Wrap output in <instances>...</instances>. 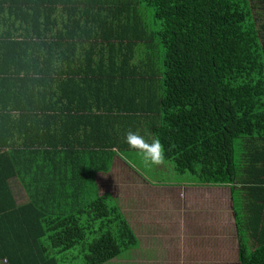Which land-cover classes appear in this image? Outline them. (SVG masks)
I'll return each mask as SVG.
<instances>
[{
  "label": "trees",
  "instance_id": "obj_1",
  "mask_svg": "<svg viewBox=\"0 0 264 264\" xmlns=\"http://www.w3.org/2000/svg\"><path fill=\"white\" fill-rule=\"evenodd\" d=\"M141 3L153 12L152 24L159 27L152 30V24L148 27L139 17L140 48L119 33L112 41L121 47L101 51L135 58L133 72L127 75L131 79L126 80V102L139 105L117 116L118 124L125 137L138 134L137 125L147 124L144 130L162 145V163L172 164L181 174L188 172L190 184L228 186L238 264H264V0ZM62 8L68 10L66 1L0 0V24L12 29L8 37L0 38V58L27 62L0 64V73L38 67L28 63L37 58L91 55V49H79L82 44L76 37L60 31L81 24L77 18L63 17ZM162 53L161 65L155 68L154 59ZM6 99L0 97V107ZM4 109H0V264H61L76 248L79 253L72 259L81 258L79 264H105L132 250L138 240L129 222L114 198L99 195L92 181L96 173L110 171L112 140L107 146L79 141L78 135L90 140L99 130L70 131L63 119L66 129L61 133L56 130L42 140L37 136L19 143L24 126L36 136L33 122L38 115L30 111L24 114L28 122H18ZM121 130L111 128L110 137ZM76 146L85 150H74ZM80 172L92 180H84ZM11 179L25 191V203H16Z\"/></svg>",
  "mask_w": 264,
  "mask_h": 264
},
{
  "label": "crops",
  "instance_id": "obj_2",
  "mask_svg": "<svg viewBox=\"0 0 264 264\" xmlns=\"http://www.w3.org/2000/svg\"><path fill=\"white\" fill-rule=\"evenodd\" d=\"M63 1L68 4V10L62 8L61 15L63 17L68 15L69 20L77 18L81 24L69 26L60 31H66L76 37V43L78 45L82 44L79 49L83 47L89 48L91 49V55L87 53L60 58H37V61H28V63H36L38 67L28 68V71L25 67L10 68L8 73H0V97L7 98L3 102L4 106L0 107V109L7 108L4 110L15 115L18 122H28V118L24 114L30 111L37 113V122L32 121L36 128V136L28 134L27 129L29 127L24 126L21 129L22 123L19 127V130L21 129L19 143L28 142L37 136H41L40 140H42L48 134L54 135L56 130L57 134L61 133L66 129L64 120H68L70 131H73L74 127L79 128V131L81 127H85V130L92 132L95 129L99 130V134L90 137V140L78 135L77 139L79 141L84 140L89 144L96 143L98 146L102 143V145L106 144L107 146L112 140L114 147L108 148L114 153L110 171L107 173H96L94 180L83 172H80L79 175L84 177V180L94 181L99 195L107 193L113 198L112 191L110 189L103 191L99 181L112 179L115 176L116 171L114 169L117 165H119V169L123 167L127 174L132 176V181H136L133 186L131 185L133 190V209L142 214L139 216L136 215V212L134 213L133 226H131L129 219L123 212L121 205H119L138 240L137 245L130 251L135 256L142 258L139 260L141 264H145L147 259L153 262L152 258L154 256H156V260L153 263L157 264L159 262L158 256L165 257L167 254L162 241L167 240L175 230H179L183 234V227L179 228L183 219L163 220L161 217H153L154 215L149 212L153 205L159 206L164 202L172 210L171 197L164 196L162 191H174L179 188L208 189L219 186L180 185L174 181L162 183L163 180L151 182L143 176L137 175L119 157L120 153L141 152L138 149L133 151L126 148L119 149V146L129 144L116 119L117 116L127 112L131 106L139 105L137 103L131 104L133 102H126V95L129 91L126 80L131 79L127 75L130 71L133 72L130 66L135 63V58L101 55V51L104 50L103 48L121 47L119 42L112 41V39L117 40V34L119 33L127 34L129 38L136 42L137 44L133 45V47H141V43H139L141 41L136 39L141 34V24L138 20L139 17L140 19L143 18L140 14L145 7L141 0ZM8 30L12 29L6 24H0V38L2 36L8 37ZM111 34H115L114 36L116 37L113 38ZM121 44H124L123 40ZM114 53L118 52L115 51ZM3 63L9 65L15 63L27 64V62H17L10 58H0V64ZM45 65H53V67H44ZM32 92H40L42 96L40 94L33 97L30 95ZM127 100L129 101V99ZM66 107L69 108V112L62 114L61 111ZM20 108H28L30 110L20 113ZM128 123L131 126L136 124L134 122ZM111 128L118 131L121 130V133L116 132L115 136L111 138ZM145 128H149L145 123L143 126L137 125L138 135L151 144L155 141L154 137L148 130H144ZM72 139L70 136V140ZM51 141H56V138L53 137ZM74 150L81 151L85 149L84 147L76 146ZM67 175L72 174L67 173ZM9 184L16 203L18 205L25 203L27 196L18 181L11 179ZM89 184L91 185V182ZM87 191L92 192V187H89ZM143 200H147L148 204H142ZM141 208H148L147 213H143ZM180 217L182 218V216ZM141 218H143V222H141ZM155 221H160L161 224H155ZM174 222L178 223L179 226L172 230L170 226ZM192 258L198 259L200 256L197 255Z\"/></svg>",
  "mask_w": 264,
  "mask_h": 264
},
{
  "label": "rangeland",
  "instance_id": "obj_3",
  "mask_svg": "<svg viewBox=\"0 0 264 264\" xmlns=\"http://www.w3.org/2000/svg\"><path fill=\"white\" fill-rule=\"evenodd\" d=\"M140 16L143 17L148 27L151 26L154 21L153 12L146 5ZM262 21L264 22V15H262ZM157 27L159 26L152 24L150 28L153 30ZM162 55L163 53L155 57V68L160 67ZM235 151L236 157H238L239 149L236 147ZM119 157L137 175L143 176L151 182L163 180L162 183L174 181L180 185H191L190 183H192V177L188 172L181 174L173 168L172 164L162 163L163 160L162 164H154L145 158L143 152L120 153ZM114 171L116 173L112 179L99 181V183L103 191L105 189L112 191L114 200L118 206L121 205L123 212L129 219L131 226H133L136 210L133 209L131 185L133 186L136 181H132V176L128 175L123 167L119 169V165L115 167ZM162 192L164 196L171 197L172 210L164 202L159 206L153 205L149 212L154 215L153 217H161L163 220L183 219L179 227H183V234L181 231L175 230L167 240L162 241L167 254L165 257L158 256L159 262L157 264H238V241L228 186L195 190L179 188L174 191L166 190ZM142 204H148L147 200H143ZM141 211L147 213L148 208H141ZM136 215L140 216L142 214L136 212ZM143 221V218H141V222ZM154 223L161 224L160 221ZM178 226V223L174 222L170 227L173 230ZM164 228L167 229L165 226ZM78 253L77 248L66 253V258L61 261V264L81 263V258L72 259V256H76ZM197 255L200 258H192ZM140 259L142 258L129 251L125 255L123 254L105 264H141ZM152 260L154 262L156 256ZM153 262L147 259L145 264H156Z\"/></svg>",
  "mask_w": 264,
  "mask_h": 264
},
{
  "label": "clouds",
  "instance_id": "obj_4",
  "mask_svg": "<svg viewBox=\"0 0 264 264\" xmlns=\"http://www.w3.org/2000/svg\"><path fill=\"white\" fill-rule=\"evenodd\" d=\"M126 141L130 147L143 152L145 158L150 160L152 163L159 164L162 162L164 153L162 145L158 139L149 144L142 136L135 132H129L126 137Z\"/></svg>",
  "mask_w": 264,
  "mask_h": 264
}]
</instances>
